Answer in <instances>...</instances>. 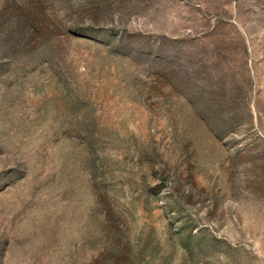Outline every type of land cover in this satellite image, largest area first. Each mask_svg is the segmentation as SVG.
Returning a JSON list of instances; mask_svg holds the SVG:
<instances>
[{
    "label": "rangeland",
    "instance_id": "1",
    "mask_svg": "<svg viewBox=\"0 0 264 264\" xmlns=\"http://www.w3.org/2000/svg\"><path fill=\"white\" fill-rule=\"evenodd\" d=\"M0 264H264V0H0Z\"/></svg>",
    "mask_w": 264,
    "mask_h": 264
}]
</instances>
